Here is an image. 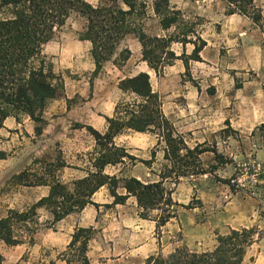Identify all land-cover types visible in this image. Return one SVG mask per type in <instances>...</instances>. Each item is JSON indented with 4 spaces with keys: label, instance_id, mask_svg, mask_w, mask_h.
<instances>
[{
    "label": "crops",
    "instance_id": "obj_1",
    "mask_svg": "<svg viewBox=\"0 0 264 264\" xmlns=\"http://www.w3.org/2000/svg\"><path fill=\"white\" fill-rule=\"evenodd\" d=\"M85 1L93 7L102 3ZM156 1L145 0L143 31L149 38H174L161 57L165 60L167 51H171L178 58L164 67L161 75L144 61L143 45L134 34L126 35L112 58L98 69L92 44L81 37L87 30L86 20L77 15L43 46L42 55L63 88L48 102L40 121L20 115L19 120L11 116L3 122L0 220L11 211L27 212L49 198L54 184L75 195L77 184L96 172L99 148L92 132L106 135L118 105L141 102L121 88L122 82L141 74L150 77L152 93L160 98L164 116L188 148L208 150L199 160L204 169L213 167V171L180 181L173 195L179 206L177 216L159 235L153 218L140 217L142 210L135 197L115 205V197L105 185L90 198L98 207L87 205L57 223H53L49 209L39 208L40 224L32 243L27 235L17 246L0 242L3 264L44 263L48 251L66 252L78 229H97L102 215L107 224L99 233L100 241L94 238L90 244V264H145L152 256L168 257L180 247L200 254L214 247L217 232L253 228L258 234L247 257L251 255L254 264H264V188L234 190L223 181L232 173L231 166L222 167L217 159L226 155L223 132L229 123L242 142L250 141L253 152L241 153L242 159L253 156L264 160L260 148L264 139L259 131L264 124V21L258 26L246 16L228 15L226 0H168L171 12H179L181 17L166 30L155 12ZM254 5L264 18V0H254ZM186 38L189 43H182ZM197 38L206 43L201 61L191 60ZM124 50L130 51V58L118 65ZM242 75L250 78L237 88L236 78ZM227 140L237 141L234 137ZM114 144L135 159L104 169V175L119 181V196H127L125 181L157 183L170 165L166 145L157 135L126 130L114 138ZM44 214H48L46 219L52 226L42 224ZM178 235L181 239L176 241ZM57 262L66 264L63 258Z\"/></svg>",
    "mask_w": 264,
    "mask_h": 264
},
{
    "label": "trees",
    "instance_id": "obj_2",
    "mask_svg": "<svg viewBox=\"0 0 264 264\" xmlns=\"http://www.w3.org/2000/svg\"><path fill=\"white\" fill-rule=\"evenodd\" d=\"M226 2L229 5L228 15H243L258 26L262 25L264 18L255 7L254 0ZM146 9L145 0H102L98 7L89 5L85 0H0V130L4 120L11 116L19 120L20 115H27L40 121L48 102L60 94L62 81L53 73L51 64L42 55V49L72 16L77 15L86 20L87 30L81 37L92 44V55L98 69L112 58L126 35L134 34L143 45L144 61L161 75L164 67L178 59L171 51H167L165 60L161 57L175 39L161 40L145 35L143 22L147 17ZM155 12L161 17L166 30L181 17L179 12H171L168 0L156 1ZM182 43L189 42L186 38ZM193 43L195 51L191 60L201 61L200 53L206 43L200 38ZM129 58L130 51L124 50L118 65ZM185 62L187 65L188 62ZM121 88L135 94L141 102L118 105L115 118L109 120L106 135L92 132L99 148L94 164L96 172L77 184L75 195L68 193L64 186L54 184L51 196L27 212L11 211L8 217L0 220V242L17 246L22 244L24 235H27L31 237L32 243L38 226L34 222L38 219L39 208H50L53 223H57L87 205L98 207L90 198L105 185H109L115 205L125 204L128 197L133 196L142 210V219H152L151 213L157 212L153 219L157 224L158 235L176 218L179 206L173 199L175 188L183 178L208 173L199 160V156L208 150L201 146L194 150L188 148L164 116L161 100L152 93L147 74L125 80ZM227 126L231 130L229 123ZM126 130L157 135L166 145V160L170 165L162 171L157 183L144 184L136 179L125 181L127 196H119L116 194L119 181L103 172L107 166H116L124 160L135 162L125 149L117 148L114 144V138ZM259 131L264 139V124L259 127ZM4 157L5 154L0 152V160ZM217 159L219 161L221 156H217ZM166 183L173 187H168ZM96 233L95 228L76 231L67 251L72 253V259L65 258L66 264H90L88 252ZM257 234L255 228L239 231L229 229L224 234L217 232L216 244L211 250L198 254L181 247L168 257L161 254L152 256L145 264H245ZM3 262L4 258L0 255V264Z\"/></svg>",
    "mask_w": 264,
    "mask_h": 264
},
{
    "label": "rangeland",
    "instance_id": "obj_3",
    "mask_svg": "<svg viewBox=\"0 0 264 264\" xmlns=\"http://www.w3.org/2000/svg\"><path fill=\"white\" fill-rule=\"evenodd\" d=\"M74 19H76V18H74ZM246 78H250V76H246L245 77V76L242 75L240 77H237L236 78V87L240 83H242L243 80L246 79ZM225 130H226V132L225 133L223 132V137L225 138V141L227 142L226 145H225V149H226L225 154L226 155L225 156H221L220 155L221 156V159L218 161V163H219L220 166L222 165V167H226L225 166L226 164H229L231 166L232 173L230 175H227L225 177L226 179L223 180L224 182L227 183V185L229 184V186H230V181L236 175V172L239 170L240 166L243 163H245L246 161H248L250 159H256V158L253 157V156H251V157L249 156V157H245V159H242L241 153H244L245 154V153H252L253 152V151H250V146H249L250 145V141L247 140L246 141V144L244 142H242V140H240L235 135V133L232 131V129L231 130L230 129L228 130V126L226 127ZM228 137H234V139H236L237 141H235V142L228 141L227 140ZM260 148L264 150V143L261 144ZM249 155H252V154H249ZM235 159H236V161H235ZM256 160H258V159H256ZM258 161L264 162V160H258ZM205 170H207L209 172H212L213 171V167L212 168L210 167V168L205 169ZM188 177H190V176H188ZM196 178L197 177L194 176L193 179H196ZM168 187L172 188L173 185L170 184ZM47 209H48V207H47ZM49 210H50V208H49ZM157 214H158L157 212L151 213V215H152L153 218H155L157 216ZM46 217H48V214H44V219H43V223L42 224L43 225L50 226V224H51L52 221H48V219H46ZM99 219H100L99 220V224H98L97 229H96L97 230V233H96V235L94 237L97 241H100V234L99 233L102 232V229L105 228L106 227V224H107V218L105 216L102 215V216H100ZM34 223H37L38 225L40 224L39 221H38V219ZM51 226H52V224H51ZM33 227H35V226L33 225ZM227 231L228 230L225 229V230H222L221 233L224 234ZM180 239H181V236H179V235L176 236V241H179ZM212 244H210L208 248H210L212 246ZM78 246L76 248H78ZM67 251L64 252V253H60V254H58L57 252L48 251V255H49L48 260L46 262H44V263L39 262L38 264H49V261H51V260L52 261H56V264H61V263L57 262V259H60V258H63V260L65 258L72 259V255H71L72 253L70 254V252H67ZM66 254H68V255L65 257ZM245 264H254L251 255H249V257L246 258Z\"/></svg>",
    "mask_w": 264,
    "mask_h": 264
},
{
    "label": "built area",
    "instance_id": "obj_4",
    "mask_svg": "<svg viewBox=\"0 0 264 264\" xmlns=\"http://www.w3.org/2000/svg\"><path fill=\"white\" fill-rule=\"evenodd\" d=\"M230 187L240 192L264 188V162L250 159L243 163L231 179Z\"/></svg>",
    "mask_w": 264,
    "mask_h": 264
}]
</instances>
